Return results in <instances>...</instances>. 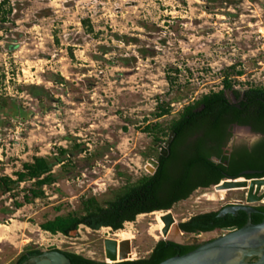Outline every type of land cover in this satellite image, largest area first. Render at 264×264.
I'll list each match as a JSON object with an SVG mask.
<instances>
[{"label":"rangeland","instance_id":"374dc122","mask_svg":"<svg viewBox=\"0 0 264 264\" xmlns=\"http://www.w3.org/2000/svg\"><path fill=\"white\" fill-rule=\"evenodd\" d=\"M231 66L242 73H232L235 90L264 88V0H0V98L8 104L7 115L0 114V175L14 178L22 163L59 148L74 154L65 170L54 168L58 181L45 198L11 216L3 211L12 210L11 198H0V264H12L26 248L103 262L108 239L130 240L131 259L145 257L162 239L163 212L139 215L117 232L79 226L69 237L38 224L53 206L77 210L81 198L102 200L126 180L149 175L148 161L164 143L156 144L146 126L167 131L184 106L222 89ZM34 86L48 95L37 99ZM225 96L233 103L230 92ZM164 103L170 112L156 119ZM233 138L255 137L235 128ZM222 186L176 204L167 239L201 245L221 235L180 234L175 227L245 201L244 188Z\"/></svg>","mask_w":264,"mask_h":264},{"label":"trees","instance_id":"16d2710c","mask_svg":"<svg viewBox=\"0 0 264 264\" xmlns=\"http://www.w3.org/2000/svg\"><path fill=\"white\" fill-rule=\"evenodd\" d=\"M232 73L234 77L242 76L241 72H235V66L225 69L221 80L222 89L184 106L167 131L159 124L146 126L147 132H156V144L165 143L160 139L168 138L170 133L174 135L167 148L168 156L158 158V165L152 174L133 182L126 180L123 186L111 191L102 200L94 197L81 198L77 210L63 213L61 205L53 206L42 214L43 221L38 224L39 229L50 235L60 234L64 237H69L79 226L92 231L109 228L117 232L122 230L125 223L134 222L139 215L170 211L198 189L218 185L225 179V175L235 179L244 171H260V175L243 177H264V88L258 86L235 90L231 80ZM30 89L34 90L31 94L39 100L48 95L45 90L36 86ZM226 91L232 94L235 103L228 102ZM7 105V100L0 98V114L7 115ZM169 112L170 103H164L154 116L160 119ZM232 125L249 127L263 138L250 150L240 148L233 152L228 166H224L215 160L221 158L222 148L231 137L228 129ZM73 150L79 154L87 152L83 145H74ZM71 154L74 155L72 150L59 148L53 156H34L31 162L22 163L21 169L13 172L14 178L0 175V198L9 196L12 201V210L4 209V213L11 216L25 205L45 198V189L51 188L58 181L54 168L65 170L71 163ZM21 184L27 186L20 188ZM20 195L21 201L18 200ZM256 209L264 212V205ZM217 214L218 211L194 215L179 223L178 228L183 234L199 235L231 227L239 229L248 219L243 212H239L236 217L226 215L217 218ZM262 219L258 214L250 217L253 224ZM198 246L159 240L145 257L117 264H159L173 256L187 254ZM40 253L38 248H26L12 264H23ZM61 253L71 264H97L79 254Z\"/></svg>","mask_w":264,"mask_h":264},{"label":"water","instance_id":"95a60500","mask_svg":"<svg viewBox=\"0 0 264 264\" xmlns=\"http://www.w3.org/2000/svg\"><path fill=\"white\" fill-rule=\"evenodd\" d=\"M226 97V96H225ZM229 103L232 101L226 98ZM173 134L170 133L166 142L160 147L156 153V161L149 160V172L152 174L158 165L159 157H167L169 154L168 145L173 139ZM260 175V171H244L241 172L238 178H226L218 185L223 183L224 188H232L234 186L242 187L246 190L245 201L231 202L218 211L217 218H223L226 215L236 217L239 212H243L247 216L246 224L237 229L236 227L223 229V233L214 239L204 242L195 250L182 256H173L164 260L159 264H264V214L263 219L253 224L250 220L251 215L258 214L256 207L251 205L255 203H264V177L245 179V175ZM245 182H237L238 180ZM228 181V182H227ZM249 182V184L247 183ZM217 185V186H218ZM215 186L214 188H216ZM165 214L161 221L164 227L160 231L163 241L177 243L174 240L167 239L169 230L174 227L175 220L170 211L163 212ZM180 234L178 226L175 227ZM76 232V231H75ZM73 232V233H75ZM72 234V233H71ZM209 234V233H202ZM130 240L122 241L117 244L116 240H104V260L100 264H117L131 260V245ZM179 244V243H177ZM23 264H71L70 261L60 251L52 250L45 251L39 257L28 259Z\"/></svg>","mask_w":264,"mask_h":264},{"label":"flooded vegetation","instance_id":"af4514ba","mask_svg":"<svg viewBox=\"0 0 264 264\" xmlns=\"http://www.w3.org/2000/svg\"><path fill=\"white\" fill-rule=\"evenodd\" d=\"M236 101L233 100V103H235ZM235 128H246L249 133H251L252 135H254V141L252 143H246V142H237L234 140L233 138V131ZM229 133L231 134V137L229 139V141L227 142V144L222 148V155H221V158L220 159H217L215 160L217 163H221L222 165L224 166H228L229 164V161L231 159V156H232V153L235 152L236 150L240 149V148H245V149H252L263 137L259 134H256L254 132L251 131V129L249 127H241V126H237V125H232L229 129H228ZM223 178H231L229 175H225V177ZM224 179V180H225ZM223 181V180H222ZM221 181V182H222ZM228 182V181H227ZM237 182H245L244 180H238ZM249 183V182H247ZM217 186V185H215ZM214 186V187H215ZM219 186V185H218ZM212 188V187H211ZM200 190V189H198ZM226 205H229L226 204ZM259 207V206H256V208ZM258 215H261L264 214V212H261V211H258ZM263 217V216H262ZM217 232H220L221 234L223 233V230H217ZM47 251H51V250H47ZM45 252V251H42L41 250V253L37 256H34V257H39L41 256V254ZM33 258V257H31ZM30 259V258H29ZM97 264H100V262H97Z\"/></svg>","mask_w":264,"mask_h":264},{"label":"crops","instance_id":"0c3cea01","mask_svg":"<svg viewBox=\"0 0 264 264\" xmlns=\"http://www.w3.org/2000/svg\"><path fill=\"white\" fill-rule=\"evenodd\" d=\"M20 253H22V251H20L19 254H20ZM19 254H18V255H19Z\"/></svg>","mask_w":264,"mask_h":264},{"label":"bare ground","instance_id":"6f19581e","mask_svg":"<svg viewBox=\"0 0 264 264\" xmlns=\"http://www.w3.org/2000/svg\"><path fill=\"white\" fill-rule=\"evenodd\" d=\"M248 184H249V183H248ZM262 188H264V186H263Z\"/></svg>","mask_w":264,"mask_h":264}]
</instances>
